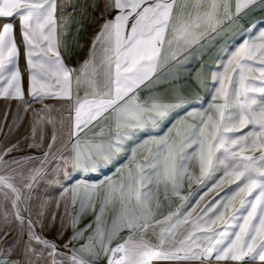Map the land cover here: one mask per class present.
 <instances>
[{
  "label": "snow or ice",
  "instance_id": "snow-or-ice-1",
  "mask_svg": "<svg viewBox=\"0 0 264 264\" xmlns=\"http://www.w3.org/2000/svg\"><path fill=\"white\" fill-rule=\"evenodd\" d=\"M89 8L99 13V30L88 57L73 68L61 51L67 21L57 17V0H0V97L23 101L18 66L23 48L29 95L38 101L66 100L69 113L63 151L56 147V132L41 157L6 159L19 142L0 149V215L14 216L26 233V242L18 233L12 246L0 251V264H57L55 258H44L55 257L57 245L35 230L45 226L40 219L44 203L35 220L29 204L50 162L57 173L52 182L85 178L69 244L88 228L92 231L72 249L71 264H97L102 257L105 264H264V27L252 23L242 29L246 35L218 57L207 105L211 111L189 110L176 86L140 96L161 68L191 55L211 34L249 12L264 11V0H235L234 10L232 0H91L82 7L78 27ZM91 22L97 23V17ZM193 79L199 80L200 73ZM51 110L44 105L33 111L29 147H41L43 125H55ZM93 128L98 131L87 136ZM128 150L126 163L115 166L116 178L86 182L89 174L114 165ZM186 180L189 188L195 182L207 191L189 200L182 191ZM225 184L235 187L221 195ZM217 189L201 207L205 195ZM70 191L74 205L77 190ZM97 198L95 227L76 228L86 210L95 211ZM124 230L128 235L113 247ZM33 241L42 248L33 247Z\"/></svg>",
  "mask_w": 264,
  "mask_h": 264
},
{
  "label": "crops",
  "instance_id": "crops-1",
  "mask_svg": "<svg viewBox=\"0 0 264 264\" xmlns=\"http://www.w3.org/2000/svg\"><path fill=\"white\" fill-rule=\"evenodd\" d=\"M91 0H57V17H63L67 23L64 25L62 30V55L67 65L73 68H79L83 61L88 57L89 48L92 44V37L99 30V13L88 9V18L83 21V27H78L81 22V11L82 7L86 3H90ZM233 2V10L234 3ZM97 17V23L93 24L91 18ZM0 23H3V19H0ZM255 24L256 28L264 27V11L255 9L249 12L246 16L241 17L235 24L225 27L218 33L211 34L206 40L202 42L200 48H197L191 55L187 57L179 58L177 63H174L172 67H163L157 73V78L152 81L147 88L140 91V96L143 98L149 90L151 91H163L170 87L176 86L182 90L183 96L188 104L186 107L189 110L195 111L200 109H207L208 103L211 102L210 92L212 86V71L215 69L218 63V57L221 56L226 48L234 47L237 41L242 35L246 33L242 32V29L248 28ZM16 37L18 44L20 43V34L18 24L19 21L16 19ZM66 49V50H65ZM18 66L23 75L25 89L23 101L18 99H8L0 97V149L16 145L18 142V149L14 150L9 157L22 158V157H41L44 152L48 151L47 144L52 142L53 132L57 133V144L56 147H61V141H67V120H68V102L66 100H60L56 98H47L43 101L33 99L28 92L27 82L28 75L26 72V60L21 48V55L18 60ZM197 73H200V79L195 80L193 77ZM170 102H178L174 99L169 98ZM44 105L50 106L52 109L49 115L55 120V125L45 124L43 125L44 139L41 143V147H29L32 141V124L33 111L41 109ZM211 111V110H208ZM191 122V121H189ZM251 127V126H250ZM114 130V129H113ZM249 129H244L247 132ZM39 131V129H38ZM97 128L87 130V136L91 137ZM163 128L157 129V134H162ZM83 136L84 133H81ZM143 137L144 133H140ZM27 138V139H26ZM131 144V142H129ZM55 151V148L53 149ZM61 151L63 148L61 147ZM130 155V150L119 154L118 160L114 165H109L107 168L102 169L99 173H91L86 178V182L98 183L105 177L113 176L116 178L118 173H115V166H123L126 161L124 160L125 155ZM259 155V153H257ZM51 160V157H50ZM59 161V157L56 158V162ZM56 164L48 163L46 165V176L36 184L32 190V198L29 201L32 219H37L35 213L40 210L41 202L44 203L43 216L40 217L43 224L41 228L39 225L36 227V232L49 241H54L57 245V253L55 257L45 255V259L51 261L53 258L56 259L57 264H71V257L73 255V248H78L81 243L85 242L86 237L92 231V228H88L84 237L79 241H73L69 244V239L73 234L74 228L70 223L71 219L76 216L80 209V199L83 196L84 181L85 178L80 175L74 177H66L63 179L57 178L56 182H52L53 177H57ZM122 171L126 170L122 168ZM198 175V171H197ZM79 181V183H78ZM207 182V181H206ZM208 186H211V182H207ZM230 187L235 185L223 186V191L219 189L214 190L205 195L204 200L201 201L200 206L202 207L205 203L216 196V192L220 191L223 195L224 192L228 191ZM76 188L77 199L73 205L70 202L71 189ZM69 189V191H65ZM185 196L189 197V200L195 201L198 199L199 194L207 191V188L201 190V185L198 183H192L191 187H188V181H185L183 188ZM218 198V197H217ZM68 207V214H65V206ZM11 205L9 203V209ZM99 211V198L96 199V208L93 211L91 208L86 210L79 219V223L75 226L79 229H84L86 225L92 223V227H95L93 223L96 212ZM167 211V209H165ZM27 216V213H24ZM54 217V219H53ZM106 219L110 225L111 223V212H106ZM63 220V234L58 235L62 230ZM5 233H7L5 235ZM20 233L21 241L26 242V233L20 232L19 222L14 216H8L5 218L0 215V251L4 249L6 245L12 246L13 238ZM128 235L127 230L122 231L113 240L112 246L114 247L118 242H121L122 237ZM151 238V233L148 234ZM68 244V247L65 245ZM33 247L42 248L41 245H37L35 241L32 242ZM97 264H105V259L102 257ZM153 264H188V262L178 260H160L154 261ZM191 264H197V262H191ZM254 264H260L259 261Z\"/></svg>",
  "mask_w": 264,
  "mask_h": 264
}]
</instances>
